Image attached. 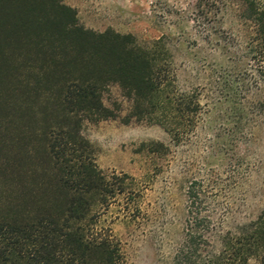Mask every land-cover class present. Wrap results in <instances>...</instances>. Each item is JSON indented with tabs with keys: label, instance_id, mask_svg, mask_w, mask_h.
I'll return each instance as SVG.
<instances>
[{
	"label": "trees",
	"instance_id": "trees-1",
	"mask_svg": "<svg viewBox=\"0 0 264 264\" xmlns=\"http://www.w3.org/2000/svg\"><path fill=\"white\" fill-rule=\"evenodd\" d=\"M222 5L199 0L204 30ZM242 8L264 44V12L253 0ZM176 81L164 38L143 47L132 35L88 30L62 0H0V264H127L99 218L126 194L129 178L115 182L97 168L81 123L115 120L105 94L117 87L133 117L156 120L178 141L196 127L202 105ZM39 116L49 125L29 132L20 124ZM188 197L174 264H264V211L227 223L218 219L226 209H207L204 182Z\"/></svg>",
	"mask_w": 264,
	"mask_h": 264
},
{
	"label": "rangeland",
	"instance_id": "rangeland-1",
	"mask_svg": "<svg viewBox=\"0 0 264 264\" xmlns=\"http://www.w3.org/2000/svg\"><path fill=\"white\" fill-rule=\"evenodd\" d=\"M62 1L88 30L132 35L143 47L164 38L177 88L202 105L196 127L178 141L156 120L133 117L117 87L105 94L117 118L81 123L97 168L115 182L129 178L126 194L99 218L127 264H174L194 182L205 184L207 209L228 211L218 219L256 220L264 211V44L245 20L242 0H223L208 31L196 20L199 0ZM253 1L264 12V0ZM26 122L20 124L29 132L49 125L44 116Z\"/></svg>",
	"mask_w": 264,
	"mask_h": 264
}]
</instances>
